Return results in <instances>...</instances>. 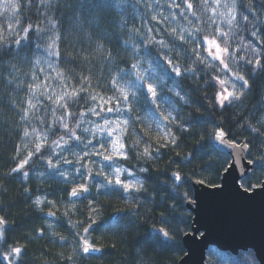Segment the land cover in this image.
<instances>
[{
  "label": "trees",
  "instance_id": "obj_1",
  "mask_svg": "<svg viewBox=\"0 0 264 264\" xmlns=\"http://www.w3.org/2000/svg\"><path fill=\"white\" fill-rule=\"evenodd\" d=\"M82 2L84 0H61L64 6L53 9L56 11L54 18L59 28V56H48L45 51L51 25L42 12L38 14L41 9L37 0H15L16 15L11 21L0 16V216L7 222L3 239H0V264H7L5 256L9 258L10 264H178L186 254L183 238L192 231L193 226V214L188 208L194 197L193 183L211 187L220 185L222 176L231 163L230 157L213 145V133L217 128L223 129L230 141L245 143L249 147V160L253 162L254 169L251 176L241 181L242 187L252 191L264 181V123L260 121V117L264 115V68L253 69L251 65L240 61L247 71L246 78L250 84L246 101L232 104L227 102L220 107L215 99L216 92L220 91L217 80L209 79L207 70L201 71L202 65L196 68L197 74L187 73L178 77L171 71L169 59L173 64L179 62L188 66L191 64V57L187 55L190 52L189 45L179 39L173 43V36L169 33L175 29L177 33L187 36V33L197 32L200 28H210L213 35L208 38L218 40L221 47H224L225 38L220 33H228V51L235 52L239 60L240 56L253 59L250 53L254 48L264 51V28L259 29V39L250 34L248 29L251 25L241 23L239 27L232 26L229 31L230 26L226 23L229 15L224 5L230 4L232 0H219V5L216 0H175V3L173 0H140L138 6H135L136 0H128L131 7L125 19L129 21V28L135 27L145 33L144 25H148L153 29L151 35L157 40L163 37L172 49L168 59H165L169 54L167 49L162 50L164 56L159 57L156 49L150 48L148 55L154 62L152 68L158 70L157 79L163 75L168 87L180 91L189 101L185 104L174 93L166 92L172 100V111L173 106L176 108L173 115L178 121L181 116L185 118L183 122L188 131H181L179 123L172 126L167 122V127H171L177 137L175 144L169 141L158 143L155 139L143 137V142L152 144L154 155L155 149H159V158L147 173L140 174L136 171L139 164L132 151H127L128 161H114L123 163L125 168L145 180L149 189L147 193L132 192L129 198V193L115 184L99 188L104 177L95 176L89 185L87 196L71 200L69 192L75 184L70 178L77 175L71 169L77 166L76 157L71 153H63L73 163L61 162L62 169L48 167L47 159H41V156L50 155L48 146L64 133L59 127L48 132L52 108L56 105L42 93L59 94L65 87L68 91L83 87L80 103L70 104L68 109L78 114L86 110L83 98L89 93L98 92L107 97L114 91L99 86L95 82L97 77H93L91 87L84 79L92 76L97 69L95 64L88 65L85 60L89 55L90 45L83 39L77 26L75 9ZM187 3H191L193 7L186 11ZM254 3L258 12L260 0H254ZM212 8L216 9L215 13ZM193 12L196 13L195 16L192 15ZM172 13L175 15H170ZM248 15L251 20L253 14ZM17 16L20 21L18 24ZM153 16L156 17L155 20L151 19ZM10 24H14L15 29ZM29 24L33 25V30L28 32V39L22 40L20 46L4 43L20 39L24 34L22 30ZM35 26L45 30L40 37L36 35ZM157 28L160 29L159 32L156 31ZM233 28L235 31H232ZM9 32L12 34L5 38V34ZM198 35L203 33L199 31ZM241 37L245 46L241 45ZM123 39L130 41L134 37L125 31ZM202 44L203 42L194 45L202 51ZM130 47L131 44L128 48L123 46L128 51ZM36 59H40L39 65L35 64ZM48 61L52 62V67H49ZM181 71L184 72L183 68ZM58 73L62 75L58 76ZM33 76L36 77L35 81ZM237 82L240 85L243 83ZM36 84L41 87L37 89ZM146 92V86L140 88L136 107L149 121L148 116L157 109ZM28 100H32L37 108L29 113L27 119H22L24 110L28 109ZM56 112L61 115L63 110L57 109ZM103 114L109 117L116 115L114 112ZM37 117H43L45 123H41ZM94 118L90 117L92 120ZM248 123L258 128L259 132H252L247 127ZM25 128L32 135L25 137ZM33 128L37 130L36 133H33ZM153 129L156 130L154 126ZM46 133L47 140L43 141L42 151L35 153L36 144L42 142L41 138ZM77 134L84 139L79 130ZM124 142L128 150L127 134ZM96 148L99 149V144H96ZM74 151L79 152V149L74 147ZM30 155L29 163L24 169H20L19 164ZM92 159L96 161L98 158ZM87 160L85 158L83 163H87ZM60 170H66L68 175L62 177L58 174ZM25 171L28 172L27 179L24 178ZM104 172L111 177L109 171L104 169ZM175 172H179L182 178L181 187L176 190L168 184ZM185 193L187 199L184 198ZM36 197L42 198L44 203L35 205ZM93 208L97 211L93 212ZM47 213H54L56 219H45L44 215ZM116 213H120V217L111 221ZM93 217H96L95 223L92 222ZM85 228L88 229L86 236ZM164 231L169 235L165 236ZM82 238L99 249L100 254L83 256ZM13 248L21 249L17 257L11 252ZM241 258L243 264H259L253 251L240 252L235 256L215 248L208 250L206 264H240Z\"/></svg>",
  "mask_w": 264,
  "mask_h": 264
},
{
  "label": "snow or ice",
  "instance_id": "obj_2",
  "mask_svg": "<svg viewBox=\"0 0 264 264\" xmlns=\"http://www.w3.org/2000/svg\"><path fill=\"white\" fill-rule=\"evenodd\" d=\"M38 5L41 9L38 14L41 12L43 13L44 17L48 20V23L51 25V29L48 33L49 40L47 47L45 51L48 53V56H59V28L55 20L56 11L53 9L61 8L62 3L61 0H37ZM217 4L219 5V0H216ZM173 3H175V0H173ZM139 3H136L135 6H138ZM68 7H71V5H67ZM179 6V5H177ZM86 7H88L87 0H84V2L79 3L76 5V9L83 10ZM97 8H100V5H96ZM131 6L128 3V0H106V3L103 5L104 10L107 11H114L117 14V23L121 28H123L125 31H127L130 36L134 37V39L130 41H126L123 43V46L125 48L129 47V44H131V47L129 51L134 53V58L136 57H142L140 65L134 66L132 64H128L127 68L120 73V80L121 81H128L129 78H131L130 83H126L124 88L125 90L121 92V94L118 95V97L113 98L112 96H102V95H92L91 99H88L87 102H85V105H87L85 111L79 112L76 116L72 115V112L68 111L70 104H79L80 102V94L84 92V88L75 89L73 88L72 91L66 90V87L64 90H62L59 94L53 93H42L43 95H46L49 100H52L53 103L56 105L55 108H52L53 110L57 111V109L63 110L61 114V120L51 121V126L48 128V132H52L55 128L59 127L60 129L64 130V133L59 136L58 139L53 140L51 144L48 146L50 155L48 157L41 156V159H47V166L51 167L53 169H62V163L63 164H71L73 163L71 160L67 159L63 153H71L76 157L75 164L77 166L73 167L71 171L73 173H76L77 175L70 178V181L75 184V186L71 187L69 194L72 197L78 196L80 192H86L90 190V183L94 181L95 176H102L104 177L98 187L99 188H105L108 184H115L122 186L123 190L127 191L129 193V198L131 197L132 192H139L140 185L143 183L142 179L136 178L134 181L129 180L128 182H125L121 177L126 172L128 176H133L134 174L130 172L127 169H122L120 173H113L111 177L107 176L106 174L101 175L100 169L103 168V165H97V162L92 159V157H101L103 161H119V160H126L128 159L127 155V146L124 142L125 135H122V130L128 127L124 123L125 119L130 117L132 112L135 110V106L137 105L138 96L136 95V92H139L140 88H144L146 86L147 92L151 94L152 102L154 103L156 100H159V93L157 88L152 83L145 84L143 80H141L138 76L135 75L138 71H143L147 69V74L145 75V79L148 81L152 80V61L148 59V51L150 48H160L161 50L167 49L168 51H172L170 47L168 48H161V45L168 44V42L162 37L161 39L157 40L155 36H152L151 33L153 29L151 27H148V25H144V28L146 29L145 33H141L140 29H137L135 27L129 28V21L127 19L121 20L119 17H125L127 14L128 9ZM193 5L191 3H187L185 6V10L192 9ZM224 7L228 11L229 18L226 21L227 25L230 26L229 31H231V27H239L241 23H243L245 26L251 25L249 32L251 35L256 36L257 39L260 38L259 36V29L264 28V0H260L259 4V11L257 12V5L254 3V0H232L230 4H225ZM212 11L215 13L216 9L212 8ZM234 11L235 15L232 16V12ZM248 13H252L251 20L249 19ZM170 15H175V13H172ZM193 16L196 15L195 12L192 13ZM222 15V14H221ZM239 17V19H237ZM182 19L184 17H181ZM152 20H155L156 17H151ZM231 21V22H230ZM143 23V21H141ZM210 22H212V18H210ZM30 30H33V25L29 24L27 27H25L23 31V36L18 39L11 42L5 41L4 43H14L17 46L21 45L22 40L28 39V32ZM36 35L38 37L41 36V33H43L45 30L41 29L39 26H35L34 28ZM157 32L160 31L159 28L156 29ZM198 32H195V37H193V33L189 32L187 33V36L184 33H177L175 29L172 30V33H169V35L173 36V43H175L176 39H179L183 41L184 43H187L188 40H191L193 44L205 42L207 44V52L212 53L216 58L213 61H221L224 59L225 52L228 53L229 56H231V53H229L228 48L221 47L220 43L216 39L208 38L203 35H198ZM220 35L225 38V40L228 37V33L221 32ZM151 36L153 39H151L150 42L146 43V40H148V37ZM3 43V44H4ZM169 45V44H168ZM37 47L39 48L40 45L38 44ZM191 51V49L189 50ZM253 52L256 53V55L253 57L251 62L248 58L245 56L242 60L245 65H251L253 69H260L264 68V51L253 49ZM193 57L195 56V53H192ZM241 57V56H240ZM239 57V58H240ZM241 60H238L240 62ZM40 59L35 60V64H40ZM168 64L171 67V71L178 77L185 76L187 73H184L180 70L179 75H177V70L175 68V65L172 63V60H168ZM49 67H52V62L48 61ZM223 66V65H222ZM42 70V69H41ZM58 76H61L62 74L58 73ZM212 79H216L218 84L221 86L223 85L222 90L217 91L215 95V99L218 100L220 105H224L225 101H229L232 98V95L234 94L233 91H230L227 87H224L227 83L222 78L219 77H213ZM247 79V78H245ZM33 80H36V77L33 76ZM11 83V81H9ZM118 83V82H117ZM18 86V85H17ZM41 86L39 84H36V88L39 89ZM46 87V85H45ZM114 92L117 91L116 86L113 85ZM135 89L136 91L133 92L132 90ZM172 93L175 94V96L185 104H188L189 101L184 98V96L181 95V92H177L175 89H173ZM35 96V93H33ZM91 94L89 93L87 96H85L83 99L85 101L86 98H88ZM71 97V99H69ZM28 109L24 110V115L22 116V119H27L30 112H33L36 110L37 105L32 102V100H28ZM63 105V107H61ZM158 107V106H157ZM89 109H92V111H89ZM99 109V110H98ZM173 111H176L175 106H173ZM115 113V117H109L104 115L103 113ZM84 115V121L81 122V127L78 128L83 135L84 139L81 138V135L77 134V130L75 135H73L70 131V123L69 126L62 127L63 122V115H67L69 117L70 122H74L78 119L80 114ZM90 117H99L103 123H100L98 121L90 119ZM40 119L41 123H45V120L43 117H37ZM171 116L169 115H163V121H167L170 123ZM87 128V131L84 129ZM161 129H164L163 132H167V126L162 123H157L156 130L160 131ZM37 130L33 128V133H36ZM29 135H32L27 128L24 129V136L28 137ZM39 135V134H37ZM226 133L223 131V129L217 128L214 133L213 137L215 139L221 140V142L224 141V138L226 137ZM89 137L91 139H89ZM111 138V139H109ZM42 142L37 143L34 149L35 153H39L42 151L43 147V141L47 140V133L41 138ZM67 141L65 143L64 141ZM95 141L96 143H93ZM168 141L171 144H175L176 142L171 140V137L168 138ZM96 144H99V149L96 148ZM74 147L79 149V152L74 151ZM59 149V151H57ZM111 149H116L115 152L111 151ZM88 158L87 163H83L84 159ZM31 159V155L24 159L22 163L19 164L20 169H24L25 165L29 163V160ZM95 168V171L93 169ZM13 171H16V169H13ZM59 175L67 176L68 172L66 170H60ZM178 177H180L181 181V175L179 172L175 173ZM41 176H43V173H41ZM24 178H28V172H24ZM79 180H87L88 182L80 183ZM184 198L187 199V193L184 194ZM42 203H44V200L40 198L39 202L36 204L37 206H40ZM93 212H96L97 209L93 208ZM54 215V213H52ZM93 223L96 222V217H93ZM6 221L4 217L0 216V239H3V226L6 225ZM85 232L88 231L87 228L84 229ZM163 231V230H161ZM164 235L168 236L169 233L164 231ZM83 239V245H82V251L85 253L90 252L91 250H95L91 248V245L88 243L87 239ZM21 251L20 248H13L11 249V252L13 254H18ZM240 264H243V258H241Z\"/></svg>",
  "mask_w": 264,
  "mask_h": 264
},
{
  "label": "clouds",
  "instance_id": "obj_3",
  "mask_svg": "<svg viewBox=\"0 0 264 264\" xmlns=\"http://www.w3.org/2000/svg\"><path fill=\"white\" fill-rule=\"evenodd\" d=\"M105 3L106 0H89L88 7L83 10L75 9V11L77 13L78 20L77 26L81 30L83 39L90 45V48L88 50L89 55L88 57H85V60L88 65L95 64V67L97 69L96 72L92 73V76L84 77V79L88 81L89 87H91L94 83L93 77H97L95 82L106 90H112L113 85H115L117 91H113V94L111 96L113 98H116L119 94H121V92L125 90V84L131 82V78H129L128 81H121L120 73L127 68L126 66L128 64H132L138 67L141 63L142 57L134 58L133 52L123 48V43L127 41L123 39L125 30L121 28L117 23L118 17L114 11L104 10L103 5ZM136 3H140V0H136ZM97 4L101 7L97 8ZM16 7L17 6L13 2V0H0V16H4L7 21H11L12 17L16 15ZM231 15H235L234 11ZM119 19L124 20L125 17H119ZM19 22V17L17 16L16 24H18ZM10 27L15 29L14 24H10ZM199 31L203 33V36L205 37L213 35V32L210 28H200ZM232 31H235V29L233 28ZM192 33L193 37H195V32ZM11 34V32L6 33L5 38L6 36ZM151 39L153 38L149 36L148 40H146V43L150 42ZM187 44L191 49V51L187 53V55L191 57V64H189L188 66H184L182 63H175L174 65L177 70V75H179L181 68H183L184 73L197 74L196 68L202 65L203 67L201 71L207 70V72L210 74L209 79H212L213 77L221 78V74H223L222 79L225 81V83L228 84L234 77L235 81H242L243 83L239 86H237L235 83L231 84L234 94L232 95V98L228 101V103L232 104L234 102L246 101L248 89L250 87L248 78L245 79L248 74L247 71H245L244 65H241L238 62L235 52H232L231 56H229L228 53L225 52L224 59L221 61V64L223 66L220 67L213 62L216 57L212 53H209L206 50L207 55H204L199 47L195 46L191 40H188ZM241 45L245 46L243 45L242 37ZM229 46L230 45L228 39L224 40V47L228 48ZM168 47V44L161 45V48ZM156 51L158 52L159 57L164 56V53L160 48H157ZM192 53H195L194 57ZM170 55L171 51H169L168 56H165V59H168ZM250 55L254 57L256 53L251 52ZM209 57H211V59H209ZM148 59L152 61L151 67H153V60L151 59V57H148ZM243 59V56L239 58V60L241 61ZM251 60L252 59H249L250 62ZM146 74L147 69L135 73V75L143 80L145 84L149 82L152 83L157 88V90H159L160 95L165 94L166 92H172L173 89H175L173 87H168V84L165 82L166 78L163 75H160L159 79L155 78L151 81H148L145 79ZM228 74H231V76H229ZM99 77H103V79H99ZM220 87L223 88V85H221ZM132 91L135 92L136 90L133 89ZM90 94L91 95L85 99L84 103L87 102L88 99H91L92 95H99L98 92ZM136 95L138 96V92H136ZM69 99H71V97H69ZM61 107H63V105H61ZM209 107H211V104L209 105ZM220 107H223V105H220ZM89 111H92V109H89ZM164 111L167 112V115L171 116V120L169 123L170 125L174 126L179 123V129L181 131H188L186 124L183 122L185 119L183 116H181L180 121H178L177 117L174 116L171 111H168L167 109H164ZM72 115L76 116L77 113L73 112ZM52 119L60 121L61 115H58L57 112L53 110ZM83 121L84 115L81 113L78 119L71 123L69 131L73 135H75L76 130L81 127V122ZM260 121L264 123V115L260 117ZM69 123V117L66 114L63 115V122L61 126L67 128L69 126ZM124 123L128 125V127L122 130L121 134L124 135L126 133L128 135V151H132L134 153L136 163L139 164V167L136 169V171L140 174L147 173L149 169L155 165V161L159 158V149H155L156 155H154L152 144L143 142V137L147 136L150 140L155 139L158 143L168 141L169 137H171V140L174 142H176L177 140V137L172 132L171 127L167 129V132H163V130H154L153 123L146 120L140 113L139 108H137L136 106L131 116L126 118ZM247 127L251 129L252 132H259V129L254 127L251 123H248ZM129 129H131L130 132ZM84 130L87 131V128H85ZM64 142L67 143L66 140ZM243 147L247 148V144L243 145ZM111 151L115 152L116 149H111ZM125 161H128V159H126ZM122 169H125L124 164L117 162L114 165L111 175L113 173H120ZM175 173H173L172 175L171 183H168L174 190L181 187V179L180 177L175 175ZM100 174H105L103 168L100 169ZM142 181L143 183L140 185V191L147 193L149 189L145 184L146 181L143 179ZM39 200L40 197H36L34 200V204L36 205ZM250 251L254 252V250Z\"/></svg>",
  "mask_w": 264,
  "mask_h": 264
},
{
  "label": "water",
  "instance_id": "obj_4",
  "mask_svg": "<svg viewBox=\"0 0 264 264\" xmlns=\"http://www.w3.org/2000/svg\"><path fill=\"white\" fill-rule=\"evenodd\" d=\"M213 145L218 151L228 155L231 163L224 172L220 185L211 187L193 183L194 197L188 204L193 214V226L192 231L183 238L186 254L178 264H206L210 248L235 256L240 252L254 250L259 264H264V181L253 191L241 186V181L251 176L254 169L253 162L249 160L248 145L244 148L245 143L232 142L227 135L223 142L214 138ZM87 194L88 191L80 192L76 197L70 195V199L85 198ZM44 217L47 220L56 219L51 213ZM119 217L120 213H116L111 221ZM82 245L83 256L100 254V250L92 246L95 250L85 253Z\"/></svg>",
  "mask_w": 264,
  "mask_h": 264
},
{
  "label": "rangeland",
  "instance_id": "obj_5",
  "mask_svg": "<svg viewBox=\"0 0 264 264\" xmlns=\"http://www.w3.org/2000/svg\"><path fill=\"white\" fill-rule=\"evenodd\" d=\"M13 2L15 3V0H13ZM202 48V53L204 55H207V52H206V48H207V44H206V41L203 42V44L201 45ZM204 51V52H203ZM209 59H211V57H209ZM216 64H218L220 67H222V65H220V61H215ZM152 68V79H157L158 78V70H154ZM157 73V74H156ZM229 76H231L230 74H228ZM232 83H235L237 86H239L240 84L235 81L234 77L232 78V80L230 81V83L226 84L224 87H227L230 91H233V88L231 86ZM218 84V82H217ZM218 87H219V90H222L220 85L218 84ZM160 95V94H159ZM150 97V96H149ZM151 99V98H150ZM172 100H171V97L170 96H167L166 93L165 94H162L159 96V100H156L154 102L155 106H156V111L152 112L148 118H149V121L153 123V126L155 127L156 129V126H157V123H162L164 125L167 126V121H163V115H167V112L164 111V109H167L168 111H171L172 114H173V111H172ZM228 101H225L224 103H227ZM158 106V107H157ZM163 113V115H162ZM95 121H101L99 119V117H95L94 118ZM100 123H103V121H101ZM168 129V127H167ZM161 130H164V129H161ZM111 139V138H109ZM98 159L96 160L97 162V165H103L104 166V169H106L107 171L110 172V174L112 173L113 171V168H114V165L117 163V162H114V161H111L109 164H107V161H103L101 157H97ZM108 167V168H106ZM127 169V168H125ZM129 170V169H127ZM130 172H132L134 175L133 176H128V174L125 172L123 175H122V179L125 181V182H128L129 180H135L136 178H140L139 175H137L135 172L129 170ZM120 189L123 190L122 186H119L117 185ZM125 191V190H124Z\"/></svg>",
  "mask_w": 264,
  "mask_h": 264
},
{
  "label": "flooded vegetation",
  "instance_id": "obj_6",
  "mask_svg": "<svg viewBox=\"0 0 264 264\" xmlns=\"http://www.w3.org/2000/svg\"><path fill=\"white\" fill-rule=\"evenodd\" d=\"M7 261H9V258L7 257Z\"/></svg>",
  "mask_w": 264,
  "mask_h": 264
}]
</instances>
